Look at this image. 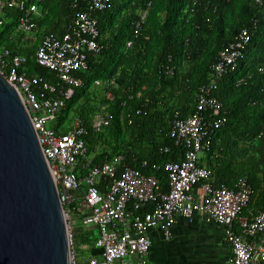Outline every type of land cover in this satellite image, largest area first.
Segmentation results:
<instances>
[{
  "label": "trees",
  "instance_id": "16d2710c",
  "mask_svg": "<svg viewBox=\"0 0 264 264\" xmlns=\"http://www.w3.org/2000/svg\"><path fill=\"white\" fill-rule=\"evenodd\" d=\"M74 1H39L41 15L35 18L38 36L67 30ZM143 10L145 20L134 36L135 22ZM19 15L17 7L4 9L0 49L25 55L28 74L54 80L49 68L35 62V44L17 30ZM96 16L102 49L88 54L87 69L77 72L83 83L73 89L52 126L65 132L63 124L79 116L88 129L85 140L94 153V163L119 154L125 164L155 175L163 191L168 189V178L161 164L180 160L183 155L182 148L174 146L168 136L172 113L180 110L187 114L193 109L196 93L208 81L218 50L239 29H249L251 37L243 57L233 70L216 80L214 94L223 103L227 121L212 135L200 163L214 171L218 184L231 185L237 178L246 177L252 193L243 214L251 217L262 209L264 0L259 4L254 0H109ZM127 40H132L129 47ZM258 67L263 70L258 71ZM105 92L112 98H106ZM97 112L110 117L100 132L90 126ZM164 146L170 150L163 152L160 148ZM143 161L145 167L140 166ZM155 164L161 166L156 168ZM79 201L78 197L70 206ZM96 237V228L78 224L74 229L75 244H87L89 254L100 252L94 247Z\"/></svg>",
  "mask_w": 264,
  "mask_h": 264
},
{
  "label": "built area",
  "instance_id": "2783aa9c",
  "mask_svg": "<svg viewBox=\"0 0 264 264\" xmlns=\"http://www.w3.org/2000/svg\"><path fill=\"white\" fill-rule=\"evenodd\" d=\"M39 1L0 0V26L4 9L17 7V30L35 44V62L49 68L54 80L28 74L27 57L11 54L8 48L0 49V72L30 116L57 187L66 221L70 264H149L150 231L155 229L169 239L178 213L188 220L198 213L206 222L223 225L231 249L229 264H264V207L251 217L243 214L252 193L247 178L239 177L231 185L218 184L214 171L200 163L201 155L210 148L212 135L227 121L223 103L214 94L216 80L233 70L243 57L251 37L249 29H239L218 50L208 81L196 93L193 109L187 114L180 110L172 113L168 136L174 146L182 148L183 155L180 160L161 164L168 178V189L163 191L155 175L125 164L119 154L94 163V153L85 140L88 129L79 116L63 124L67 127L65 132L52 126L73 89L83 83L77 72L87 69L88 54L102 49L96 13L107 7L109 0L74 1L69 28L61 34L46 32L40 37L35 20L41 15ZM261 1L254 0L256 4ZM145 16L146 10L140 11L134 36ZM131 44L132 40L126 41V47ZM262 70L258 67V71ZM105 97L112 98L108 92ZM109 122L107 114L97 112L92 115L90 126L100 132ZM160 149L168 152L170 147ZM140 166L145 167L146 162ZM78 197L77 205L70 206ZM78 224L97 229L94 247L99 254L87 253V244H75L74 229ZM244 236L254 240L248 241ZM79 247L87 253L84 258L78 254Z\"/></svg>",
  "mask_w": 264,
  "mask_h": 264
},
{
  "label": "water",
  "instance_id": "95a60500",
  "mask_svg": "<svg viewBox=\"0 0 264 264\" xmlns=\"http://www.w3.org/2000/svg\"><path fill=\"white\" fill-rule=\"evenodd\" d=\"M0 264H70L57 187L30 116L1 72Z\"/></svg>",
  "mask_w": 264,
  "mask_h": 264
},
{
  "label": "crops",
  "instance_id": "0c3cea01",
  "mask_svg": "<svg viewBox=\"0 0 264 264\" xmlns=\"http://www.w3.org/2000/svg\"><path fill=\"white\" fill-rule=\"evenodd\" d=\"M224 229L221 224L204 221L198 213L191 220L178 213L169 239L155 229L150 231L149 264H229L231 249Z\"/></svg>",
  "mask_w": 264,
  "mask_h": 264
},
{
  "label": "rangeland",
  "instance_id": "374dc122",
  "mask_svg": "<svg viewBox=\"0 0 264 264\" xmlns=\"http://www.w3.org/2000/svg\"><path fill=\"white\" fill-rule=\"evenodd\" d=\"M125 138V136L124 135H122V140ZM74 221H75V223H76V219H74ZM80 249H82L81 247H79V248H77V251H78V254H79V256H80V258H84L85 256H86V252H83V251H81Z\"/></svg>",
  "mask_w": 264,
  "mask_h": 264
}]
</instances>
